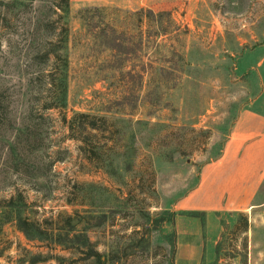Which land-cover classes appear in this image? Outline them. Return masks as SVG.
Segmentation results:
<instances>
[{
	"label": "rangeland",
	"instance_id": "1",
	"mask_svg": "<svg viewBox=\"0 0 264 264\" xmlns=\"http://www.w3.org/2000/svg\"><path fill=\"white\" fill-rule=\"evenodd\" d=\"M59 3L0 0V201L20 192L39 221L91 206L104 222L86 235L106 264H174L177 209L203 182L219 193L227 136L260 91L264 117V0H68L65 15ZM61 72L66 107L44 109ZM73 112L116 130L113 174L68 137ZM240 184L245 210L221 212L214 264H264V173L247 195ZM68 246L6 224L0 264H94Z\"/></svg>",
	"mask_w": 264,
	"mask_h": 264
},
{
	"label": "crops",
	"instance_id": "2",
	"mask_svg": "<svg viewBox=\"0 0 264 264\" xmlns=\"http://www.w3.org/2000/svg\"><path fill=\"white\" fill-rule=\"evenodd\" d=\"M262 91L240 112L233 125L223 153L221 180H211V185L220 188L219 193L207 196L204 182L191 192L177 209L175 219L176 256L174 264H214L217 246L220 241L221 212L245 210L235 201L237 189L242 188V179L249 193L255 181L259 182L264 167L254 163V149L264 147V117L254 110L255 103L261 98ZM242 151V153H241ZM243 154V155H242ZM264 157V151L261 152ZM212 187V186H211Z\"/></svg>",
	"mask_w": 264,
	"mask_h": 264
},
{
	"label": "trees",
	"instance_id": "3",
	"mask_svg": "<svg viewBox=\"0 0 264 264\" xmlns=\"http://www.w3.org/2000/svg\"><path fill=\"white\" fill-rule=\"evenodd\" d=\"M58 5L64 15L67 14L68 0H60ZM65 67L66 63H63V68ZM66 78V73L61 72L59 77L48 83L50 87L55 88V102L44 105V109L61 110L66 107ZM61 121L67 128L68 137L79 143L78 151L87 164L95 170H103L108 175L113 174L111 163L115 140L112 135L116 130L111 128V124L103 117L85 112H73L69 118L62 115ZM99 132L106 135L103 142L98 139ZM73 201L75 200H68L67 203L73 205ZM89 208L82 212L73 210L70 214L59 213L54 219L39 221L28 216L27 203L23 195L17 192L8 199L0 201V229L6 224H12L28 241L44 243L46 246L50 243L62 249L74 245L77 249H81L80 251L85 255L84 260H90L94 264H106L104 256L94 248V243L86 235L88 228L94 227L95 220L102 219L104 222V215L95 214ZM38 259L39 255H32L24 262L37 264ZM170 262H172L171 258Z\"/></svg>",
	"mask_w": 264,
	"mask_h": 264
}]
</instances>
